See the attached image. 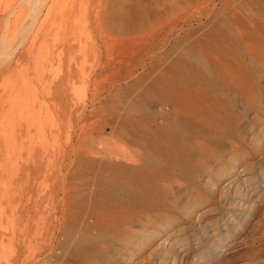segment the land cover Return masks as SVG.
<instances>
[{"label":"rangeland","instance_id":"obj_1","mask_svg":"<svg viewBox=\"0 0 264 264\" xmlns=\"http://www.w3.org/2000/svg\"><path fill=\"white\" fill-rule=\"evenodd\" d=\"M14 1L0 0V35L12 39L2 52L15 49L0 57V119L19 99L9 86L27 87L25 97L37 100L25 110L52 118L29 126L22 111L9 117L8 125L0 124V216L7 218L24 217L25 202L39 196L48 199L51 212L59 211L62 199H95L86 193L91 162L77 156L96 160L108 156L106 149L134 156V120H147L159 109L150 103L152 67L162 71L173 60L179 68L182 49L197 50L202 40L247 32L248 38H261L259 31L248 30L260 20L251 14L258 0L255 5L252 0H52L43 23L27 37L36 42L23 52L17 38L29 21L28 8ZM241 109L222 160H208L196 172L197 192L179 187L177 206L162 212L168 217L159 220L170 219V225L156 227L163 228L162 237L135 255L134 240L129 251L114 241L100 264H159L165 250L182 264H264V98ZM57 167L64 172L59 182L50 176ZM143 229L137 226V235ZM225 233L236 237L228 247L203 254Z\"/></svg>","mask_w":264,"mask_h":264},{"label":"bare ground","instance_id":"obj_2","mask_svg":"<svg viewBox=\"0 0 264 264\" xmlns=\"http://www.w3.org/2000/svg\"><path fill=\"white\" fill-rule=\"evenodd\" d=\"M258 1L259 8L252 9L251 14L260 20L251 22L248 30L259 31L261 38H251L252 34L248 38V32H238V38L202 40L197 50L182 49L179 68H173V60L162 71L158 68L160 65L152 67L150 103H157L159 109H152L147 120H134L136 126L131 138L134 156L119 149H106L108 156L96 160L88 155L77 156L91 162L86 193L95 199H62L59 211L53 207L51 212L48 199L39 196L30 202L32 211H29L30 203L25 202V216L21 219L14 214L8 218L0 216V264H100L109 257L114 248L109 245L114 241L124 247L122 250L129 251L134 240L135 255L162 237L163 228L156 230V227L158 223L170 225V219L159 218L168 217L162 212L177 206L175 197L181 193L179 187L188 186L197 192V170L206 167L208 160H222L223 144L233 142L235 118L242 104L251 106L263 102L264 0ZM252 2L255 5L256 1ZM51 3L52 0L14 1L28 8L29 21L16 25L20 26L17 47L22 46L23 52L36 42V38L27 37L33 26L44 21L42 14ZM11 40L4 33L0 35V57L11 56L15 50L2 52ZM26 88L7 89L19 99L6 106L0 124L8 125V118L22 111L23 120L29 126L51 120L52 113L46 118L33 110H25L27 102L37 100V97H25ZM29 140L41 139L29 137ZM229 164V161L223 162L222 166ZM74 167L78 168L77 163ZM47 173L46 169L42 179L46 180ZM63 173L62 167H57L50 171V176L59 182ZM18 221L22 223L21 228L17 227ZM137 226L145 228L139 235ZM233 237L225 233L218 242L206 246L203 254L210 256L215 250L228 247ZM168 246L172 250L173 245ZM120 249L117 248V253ZM160 256L159 264H182L175 258L170 259L167 250Z\"/></svg>","mask_w":264,"mask_h":264}]
</instances>
